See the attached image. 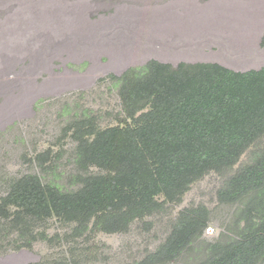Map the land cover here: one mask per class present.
<instances>
[{
  "label": "trees",
  "instance_id": "trees-1",
  "mask_svg": "<svg viewBox=\"0 0 264 264\" xmlns=\"http://www.w3.org/2000/svg\"><path fill=\"white\" fill-rule=\"evenodd\" d=\"M108 79L118 87L116 123L103 127L91 108L73 111L63 128L76 143L69 187L37 174L12 180L0 198V251L127 233L256 147L218 191L220 203L237 207L233 235L205 247L200 264H264V67L240 72L219 63L150 60ZM208 217L202 207L180 211L165 241L136 264L177 260L202 238ZM54 219L70 230L50 236ZM86 255L73 246L71 261L49 264H86Z\"/></svg>",
  "mask_w": 264,
  "mask_h": 264
},
{
  "label": "rangeland",
  "instance_id": "rangeland-1",
  "mask_svg": "<svg viewBox=\"0 0 264 264\" xmlns=\"http://www.w3.org/2000/svg\"><path fill=\"white\" fill-rule=\"evenodd\" d=\"M189 2L194 9L167 13V2L158 0H0V198L12 180L27 174L69 187L76 143L63 128L77 107L101 115L103 127L116 123L121 106L118 87L108 79L112 74L150 60L173 66L211 60L240 72L264 67V0ZM177 12L186 19L185 28L159 34L162 15L168 22L178 20ZM206 25L216 28L212 42L204 41L200 31ZM256 149L225 174L210 173L197 181L180 204L136 221L127 233L0 251V264L71 261L73 246L83 248L86 264H136L165 241L180 211L202 207L209 212L202 238L167 263L200 264L205 247L233 235L237 207L220 203L218 191ZM41 154L47 161L39 160ZM70 228L54 219L48 233L64 234Z\"/></svg>",
  "mask_w": 264,
  "mask_h": 264
},
{
  "label": "crops",
  "instance_id": "crops-1",
  "mask_svg": "<svg viewBox=\"0 0 264 264\" xmlns=\"http://www.w3.org/2000/svg\"><path fill=\"white\" fill-rule=\"evenodd\" d=\"M158 2H167L166 4L164 3L163 5H164V12H167V13H170V12H172V11H177L178 9H181L182 7H189L191 4H189L190 2H189V0H168V1H166V0H158ZM162 4V3H161ZM167 5V6H166ZM166 7H168L169 8V12L167 11V8ZM191 7V6H190ZM192 9H194L195 7H191ZM187 9V8H186ZM179 13L180 12H177V17H178V20H172L170 17V19H169V21L167 22L165 19H164V17H163V15H162V17H161V19H162V23H159V22H157V23H159V24H161V25H158V26H156L157 28H159V29H161V30H157V32L159 33V34H161V35H164L166 32H168V30L169 29H177V28H180V29H184L185 27V24H186V19H183V21L181 20V18H179ZM186 14V13H185ZM184 15V14H183ZM161 19H159V20H161ZM181 20V21H180ZM138 22H140L141 23V21H138ZM183 22V24H180V23H182ZM209 22H207V24H208ZM219 23H223V22H219ZM224 23H226V22H224ZM142 24V23H141ZM207 25L205 26V29L204 28H202L200 31H201V33L204 31V33L202 34L203 35V38H204V41L205 40H207V42H212V39H210L211 37H213L214 35H215V33H214V30L216 29H214L211 25H209L207 28ZM218 28H220V26H218ZM160 31H162V32H160ZM177 31V30H176ZM175 31V32H176ZM218 32L220 33V31H219V29H218ZM197 35H199L198 33H196ZM166 35V34H165ZM208 38V39H207ZM206 42V43H207ZM205 43V44H206ZM205 44L203 45V46H205ZM208 61V63H212L211 62V60H207ZM160 62H162V61H160ZM182 62H184V61H182ZM195 62H204V61H200V60H198V61H195ZM195 62H193L192 60H188L186 63H195ZM215 62H219V61H216L215 60ZM221 63V62H220ZM223 64V66H226V67H228V68H230V69H233V70H235L234 68H232L229 64H227V63H221V65Z\"/></svg>",
  "mask_w": 264,
  "mask_h": 264
},
{
  "label": "built area",
  "instance_id": "built-area-1",
  "mask_svg": "<svg viewBox=\"0 0 264 264\" xmlns=\"http://www.w3.org/2000/svg\"><path fill=\"white\" fill-rule=\"evenodd\" d=\"M209 231V230H208Z\"/></svg>",
  "mask_w": 264,
  "mask_h": 264
}]
</instances>
